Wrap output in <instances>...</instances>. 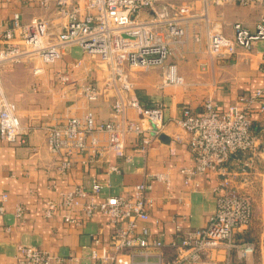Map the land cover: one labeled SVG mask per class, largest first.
I'll list each match as a JSON object with an SVG mask.
<instances>
[{"label": "built area", "instance_id": "2783aa9c", "mask_svg": "<svg viewBox=\"0 0 264 264\" xmlns=\"http://www.w3.org/2000/svg\"><path fill=\"white\" fill-rule=\"evenodd\" d=\"M192 0H39L42 7L53 4L58 16L65 21L62 29L52 32L48 19H34L22 23L21 14L15 13L12 27L3 35L0 49V71L4 65L32 64L33 72L40 75L45 65L59 60L65 49L79 47L92 58H99L105 66V90L115 93L108 121H99L93 111L81 117L48 128L47 144L59 156L72 158L75 153L86 157V162L97 164L105 152L119 158L126 156L127 137L134 134L139 142L136 151L146 154L158 140L164 127L165 106L157 102L144 107L134 92L130 70L163 69L162 84L184 85L177 65L169 62L173 55L171 43H188L187 16ZM237 0H214L217 5ZM248 3V0H239ZM264 5V0H260ZM147 10L150 19L142 20ZM234 38L218 30L207 36L209 53L218 58H232L238 49L251 51L254 43L264 40V15L255 31L240 23L233 25ZM196 41H200L196 37ZM62 84L70 82L68 74L61 75ZM0 77V141L15 144L25 134L18 117L17 107L6 95ZM84 97L97 101L99 89L94 84L81 86ZM134 110L139 120L130 117ZM264 112V90L241 97L227 110L208 100L204 110L196 113L184 107L178 125L188 134L189 146L194 155V168H183L185 185L195 176L215 174L220 185L216 189V207L207 224L200 228L177 226L175 256L168 258L160 237L151 233L147 225L155 200L150 196L151 184L142 182L134 193L127 196L109 195L97 200L108 187V182L95 180L90 189L77 186L60 193L58 200H50L45 207L48 218L59 210L67 211L65 222L78 224L71 216L76 209L88 218L103 214L109 218L114 230L108 244L95 239L91 250V264H244L255 252V245L243 242L240 236L254 215L251 198L233 185L234 173L229 165L234 159L244 161L242 172L251 169L260 154L259 135L254 127L253 114ZM101 135L105 137L103 148ZM70 160V159H69ZM70 162H64L63 169ZM109 172L120 173L118 167ZM157 179H165L157 175ZM0 207V211H3ZM24 208H17L21 217ZM159 223V220H156ZM40 247L21 246L17 264H66L72 261Z\"/></svg>", "mask_w": 264, "mask_h": 264}, {"label": "crops", "instance_id": "0c3cea01", "mask_svg": "<svg viewBox=\"0 0 264 264\" xmlns=\"http://www.w3.org/2000/svg\"><path fill=\"white\" fill-rule=\"evenodd\" d=\"M188 4V43H171L173 55L169 59L177 65L184 85L163 86V69L159 67L129 71L134 92L144 107L157 102L164 104V127L160 137L167 138L165 141L159 137L146 154H141L136 151L138 137L128 136L125 153L129 160L105 152L99 163L90 164L82 154L75 153L72 158L59 156L47 144V129L68 118L93 111L99 121L110 119L115 93L105 90L107 71L99 58H92L79 47H70L59 60L45 65L40 75L34 74L32 64L1 67V84L17 107L25 133L20 140L25 142L0 141V207L4 208L0 211V264H17L21 246L40 247L65 259L73 257L66 264H91L95 239L103 244L110 241L114 228L109 218L103 214L88 218L83 210L76 209L71 216L78 224H68L64 208L54 218H48L45 207L50 200H58L60 193L77 186L90 189L95 180L108 182L97 200L109 195H132L136 185L151 184L149 194L155 204L147 225L154 236L162 239L168 258L176 253L173 245L177 242V226L187 229L207 224L216 207V189L221 180L207 173L195 176L185 185L181 170L194 168L195 162L189 136L178 125V120L184 107L201 113L205 102L212 100L225 111L241 97L264 90V40L255 42L251 51L238 49L232 58H218L207 49L210 31L218 30L234 38L235 23L255 31L264 15V5L260 0H248L246 4L237 0L221 5L214 0H192ZM15 13L21 14L24 24L34 19H48L53 33L59 32L65 24L53 4L45 8L39 0H0V49ZM141 18L145 20L151 16L144 10ZM196 37L200 41H196ZM65 74L69 75L70 82L62 84L60 76ZM89 83L101 93L97 101L90 102L84 97L81 86ZM129 115L140 119L134 110ZM252 118L258 133L264 124V112L256 111ZM100 137L106 148L105 137ZM261 146L260 157H264V145ZM64 162H70L71 166L63 169ZM244 163L238 159L230 163L229 170L235 175L232 184L242 191L253 190L261 177L264 180V173L258 163L243 173ZM113 166L118 167L120 173L109 172V167ZM157 175L165 179H157ZM20 206L24 212L18 217L16 211ZM237 238L244 239L241 234Z\"/></svg>", "mask_w": 264, "mask_h": 264}, {"label": "rangeland", "instance_id": "374dc122", "mask_svg": "<svg viewBox=\"0 0 264 264\" xmlns=\"http://www.w3.org/2000/svg\"><path fill=\"white\" fill-rule=\"evenodd\" d=\"M258 131L261 154L263 151L261 144L264 145V124L259 127ZM261 137L263 140L260 141ZM260 154L255 164L258 163L257 165L262 167L264 173V157H260ZM261 178L253 190H243L251 198L254 207L253 220L250 226L241 233V237L244 238L242 239L243 242H250L255 245V252L251 256L250 264H264V180ZM243 263L247 264V261H243Z\"/></svg>", "mask_w": 264, "mask_h": 264}, {"label": "water", "instance_id": "95a60500", "mask_svg": "<svg viewBox=\"0 0 264 264\" xmlns=\"http://www.w3.org/2000/svg\"><path fill=\"white\" fill-rule=\"evenodd\" d=\"M160 139H161V140H165V141H167V138H166L164 135H162V136L160 137Z\"/></svg>", "mask_w": 264, "mask_h": 264}]
</instances>
